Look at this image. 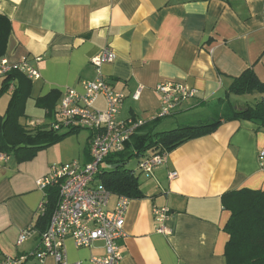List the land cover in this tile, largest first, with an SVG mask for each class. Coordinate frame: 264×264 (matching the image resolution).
<instances>
[{
  "label": "crops",
  "instance_id": "crops-1",
  "mask_svg": "<svg viewBox=\"0 0 264 264\" xmlns=\"http://www.w3.org/2000/svg\"><path fill=\"white\" fill-rule=\"evenodd\" d=\"M0 16L11 24L3 58L13 67L27 58L40 73L29 79L26 116L20 118L27 129L48 122L35 105L39 98L57 90V112L64 90L82 92V82L96 80L99 72L125 95L117 119L144 123L129 143L138 135L221 120L217 132L165 151L166 162L144 175L145 197L131 199L119 247L122 264H227L224 228L231 213L222 196L264 191V130L249 120L226 121L263 97L235 95L230 88L248 69L264 83V0H0ZM105 49L116 60L97 69L92 59ZM169 82L197 94L174 115L157 118L162 103L156 87ZM11 92L0 97V117ZM106 102L100 95L93 109L106 111ZM80 130L29 162L0 154V263L24 256L22 264H59L54 256L41 263L34 256L42 234L36 223L47 204V190L36 181L54 165L88 163L91 133L81 136ZM156 207L170 210L163 223L155 219ZM22 232L27 240L18 246ZM63 244L69 264H94L92 258L106 254L103 242L78 249L71 239Z\"/></svg>",
  "mask_w": 264,
  "mask_h": 264
},
{
  "label": "built area",
  "instance_id": "built-area-1",
  "mask_svg": "<svg viewBox=\"0 0 264 264\" xmlns=\"http://www.w3.org/2000/svg\"><path fill=\"white\" fill-rule=\"evenodd\" d=\"M38 62L41 58L36 59ZM116 60L113 51L105 49L92 59L97 69L106 63ZM24 72L31 80L40 78L37 68L30 66L27 58L13 67L6 57L0 60V79H4L13 71ZM111 84L101 75L94 81H83L82 92L71 89L64 90L59 103L56 121L51 125L52 131L58 133L84 129L91 133L90 160L88 163L73 161L61 165H54L50 174L36 181L41 190L57 188L59 199L47 229L40 235L41 242L34 256L38 263L47 256H54L59 264H69L66 260L64 241L71 239L78 248H91L96 242H103L106 254L104 257H94L90 261L94 264H122L120 241L126 237L125 218L131 199L126 196H116V204L109 209L114 194L109 191L99 178L105 167H109L107 159L113 155L123 153L131 137L144 125L137 120L121 122L117 114L125 101V95L112 89ZM162 103L157 118L174 115L183 103L196 97V89L188 88L184 84L169 82L156 87ZM11 85L10 91H13ZM100 95L107 100L106 111L93 109V102ZM136 97V96H135ZM167 155L161 150H150L139 156L138 172L151 176L155 169L166 162ZM264 159V152L260 160ZM172 177H177L173 173ZM44 205L41 206L44 211ZM155 219L163 223L170 216L168 208H154ZM162 227L159 232H165ZM27 233L22 232L17 245H23L27 240ZM27 257L6 258L0 264H22ZM79 264V262H78Z\"/></svg>",
  "mask_w": 264,
  "mask_h": 264
},
{
  "label": "trees",
  "instance_id": "trees-1",
  "mask_svg": "<svg viewBox=\"0 0 264 264\" xmlns=\"http://www.w3.org/2000/svg\"><path fill=\"white\" fill-rule=\"evenodd\" d=\"M11 24L7 18L0 16V60L6 52L7 39L10 35ZM16 82V84H14ZM14 89L7 105V111L0 117V154L15 157L18 163L29 162L40 151L61 143L66 138L78 133L77 130L58 133L52 131L51 125L56 121V104L60 99L57 90L39 98L36 106L45 110L44 118L48 121L44 125L27 129L20 124V118L26 116V102L30 97L32 81L17 71L9 73L3 80L0 97ZM230 93L235 95L261 94V99L255 104L247 105L240 111H234L231 120H249L264 130V83L258 79L252 69L245 72L231 83ZM221 120L210 124H198L171 131L138 135L127 144L123 153L113 155L107 159L109 167H105L100 175L101 182L114 194L130 199L144 198L140 189L138 169L136 171L125 168L133 158L139 157L149 149L171 152L183 144L200 137L209 136L218 131ZM165 152V153H166ZM116 166V167H114ZM114 167V168H113ZM59 193L57 188L47 189V204L45 213L36 223V227L43 233L51 220L56 208ZM222 206L231 213V217L224 228L230 236L225 248L227 264H264V191L240 189L225 193L221 198Z\"/></svg>",
  "mask_w": 264,
  "mask_h": 264
},
{
  "label": "rangeland",
  "instance_id": "rangeland-1",
  "mask_svg": "<svg viewBox=\"0 0 264 264\" xmlns=\"http://www.w3.org/2000/svg\"><path fill=\"white\" fill-rule=\"evenodd\" d=\"M80 131H81V134H80L81 136H85V135L87 136V134H88V131L87 130H80ZM74 141H76V140L74 139ZM147 152L149 153L150 152V149ZM80 159L83 160V158H81V157H80ZM77 161H79V160H77ZM79 162H82L83 163V161H79ZM138 162H139V158L138 157H135L129 163H127V165H126L125 168H128L129 170H132V171H136L137 172ZM137 175H139V178L141 177V179H139V180H140V183L143 186L145 184L144 181H147L146 180L147 178H145L144 174L138 173Z\"/></svg>",
  "mask_w": 264,
  "mask_h": 264
},
{
  "label": "water",
  "instance_id": "water-1",
  "mask_svg": "<svg viewBox=\"0 0 264 264\" xmlns=\"http://www.w3.org/2000/svg\"><path fill=\"white\" fill-rule=\"evenodd\" d=\"M114 167H116V166H114ZM114 167H113V168H114Z\"/></svg>",
  "mask_w": 264,
  "mask_h": 264
}]
</instances>
